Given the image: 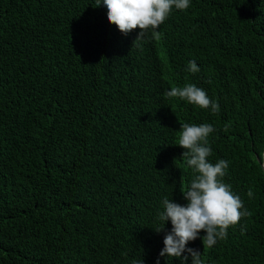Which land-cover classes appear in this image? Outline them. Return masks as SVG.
Returning a JSON list of instances; mask_svg holds the SVG:
<instances>
[{
  "label": "trees",
  "instance_id": "obj_1",
  "mask_svg": "<svg viewBox=\"0 0 264 264\" xmlns=\"http://www.w3.org/2000/svg\"><path fill=\"white\" fill-rule=\"evenodd\" d=\"M158 32L133 44L95 0H0V264H191L153 230L194 178L184 123L213 126L208 161L251 212L187 247L264 264V0H190ZM186 84L219 111L165 96Z\"/></svg>",
  "mask_w": 264,
  "mask_h": 264
},
{
  "label": "clouds",
  "instance_id": "obj_2",
  "mask_svg": "<svg viewBox=\"0 0 264 264\" xmlns=\"http://www.w3.org/2000/svg\"><path fill=\"white\" fill-rule=\"evenodd\" d=\"M95 2L97 6L103 3L107 10V21L114 24L123 35L139 29L133 44L147 33L158 39L159 26L168 18L173 7L183 11L190 6V0H95ZM137 46L139 47V44ZM188 71L192 73L199 71L195 61H189ZM165 96L179 98L201 109L210 108L213 113L219 111L218 103L211 101L205 90L194 84H186L182 88L172 87ZM213 131V126L207 123L180 125L177 145L184 150L181 156L185 158L194 178L182 192L186 201L184 205L175 203L167 197L162 201L163 211L157 213L161 226L153 230L157 233L163 231L166 221H170L172 227L164 236V247L159 253L161 257L180 258L181 261L191 257V264H204L201 251L189 248L187 244L196 240L203 231L202 244L211 248L218 239L226 238L228 228L238 224L242 217L251 216V212L244 209L243 202L233 193L231 186L223 182L222 178L229 167L228 162L221 159L212 164L208 161L212 152L208 146V136ZM247 195L249 198L253 196L251 189ZM185 253L186 255H182ZM136 264H143L142 259L140 258Z\"/></svg>",
  "mask_w": 264,
  "mask_h": 264
},
{
  "label": "water",
  "instance_id": "obj_3",
  "mask_svg": "<svg viewBox=\"0 0 264 264\" xmlns=\"http://www.w3.org/2000/svg\"><path fill=\"white\" fill-rule=\"evenodd\" d=\"M261 167L263 169V172H264V151H263V154H262V159H261Z\"/></svg>",
  "mask_w": 264,
  "mask_h": 264
}]
</instances>
